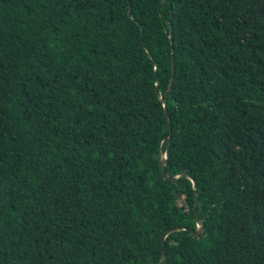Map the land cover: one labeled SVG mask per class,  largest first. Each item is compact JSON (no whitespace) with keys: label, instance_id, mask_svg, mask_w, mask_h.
<instances>
[{"label":"trees","instance_id":"obj_1","mask_svg":"<svg viewBox=\"0 0 264 264\" xmlns=\"http://www.w3.org/2000/svg\"><path fill=\"white\" fill-rule=\"evenodd\" d=\"M0 264H264V0H0Z\"/></svg>","mask_w":264,"mask_h":264},{"label":"water","instance_id":"obj_2","mask_svg":"<svg viewBox=\"0 0 264 264\" xmlns=\"http://www.w3.org/2000/svg\"><path fill=\"white\" fill-rule=\"evenodd\" d=\"M174 71H175V67L174 65L172 64V75H171V78H170V82H169V86H168V89L170 90L172 88V84H173V78H174ZM156 90H157V87H156ZM165 111H166V108H164ZM168 125H169V129H170V134L168 136V145H167V150H168V147H169V143H170V140H171V127H170V123L168 122ZM165 164H166V158H164V161L163 163L161 164V171H162V174H163V177L165 179H173L172 177H168L167 174H166V171H165ZM194 184V183H193ZM195 206L193 207V211H194V215H195V220H196V226H197V229L196 230H190L189 228H185V227H181V228H178L176 229L175 231H190L191 234H193L194 236H199L200 234H202L204 232V226L203 224L201 223V221L199 220L196 212H195ZM163 241H164V238H163ZM165 257H166V250H165V246H163V252H162V257H161V260H165Z\"/></svg>","mask_w":264,"mask_h":264},{"label":"rangeland","instance_id":"obj_3","mask_svg":"<svg viewBox=\"0 0 264 264\" xmlns=\"http://www.w3.org/2000/svg\"><path fill=\"white\" fill-rule=\"evenodd\" d=\"M196 228H197V226H196Z\"/></svg>","mask_w":264,"mask_h":264}]
</instances>
